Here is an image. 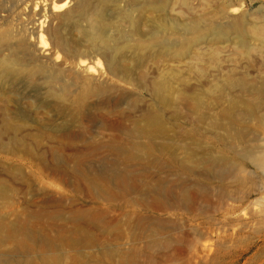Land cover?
<instances>
[{"label": "bare ground", "instance_id": "bare-ground-1", "mask_svg": "<svg viewBox=\"0 0 264 264\" xmlns=\"http://www.w3.org/2000/svg\"><path fill=\"white\" fill-rule=\"evenodd\" d=\"M16 1L19 29L15 35L0 33V264H176L172 254H184L201 241L206 247L220 231L209 221L211 196L234 201L224 182L230 180L240 191L247 179L246 163L264 175V148L257 132L245 126H264V86L229 72L218 83L189 92L174 69L147 83L136 72L157 60L200 65L215 59L210 49L229 43L248 51L250 41L264 32L261 11L235 16L228 23L239 8L222 3L209 15L180 22L170 15L174 0H126L122 9L119 0H36L35 10L45 2L51 15L61 12L77 34L78 52L67 49L63 40L55 41L65 56L82 57L70 67L72 75L64 77L49 66L44 48L38 51L40 57L31 51L27 36L35 34L36 25L23 20L32 2ZM106 6L118 11L114 20L104 15ZM149 14L154 19H148ZM44 22L40 20L39 27ZM146 24L149 30L144 32ZM83 58H96L99 66L102 61L109 77L145 92L150 103L137 116L136 103L124 93L111 107L89 105L90 98L107 89L95 83V76L103 75ZM18 83L25 89L16 88ZM48 114L51 117L44 120ZM58 117L64 122L57 123ZM75 128L96 134L76 135ZM202 130L215 143L206 145ZM97 159L106 164L105 170L93 168ZM54 163L71 167L63 175L66 186L93 193L109 206L72 209V203L66 218L55 213L62 209H50L53 200L48 194L36 199L48 189L37 187L38 179L60 174ZM212 183L218 184L215 190ZM15 194H27L31 201L19 204ZM135 207L139 209L133 211ZM128 209L132 213L125 212ZM224 220L236 230L250 227L246 220ZM86 225L97 228L99 244ZM93 243L97 252L90 254L85 249Z\"/></svg>", "mask_w": 264, "mask_h": 264}, {"label": "rangeland", "instance_id": "rangeland-1", "mask_svg": "<svg viewBox=\"0 0 264 264\" xmlns=\"http://www.w3.org/2000/svg\"><path fill=\"white\" fill-rule=\"evenodd\" d=\"M29 1L32 2L31 9L29 11L28 17H26L23 22L27 21L30 24L36 25V29L34 31L35 34H29L27 36L31 51L39 56L38 51L44 48L43 51L49 52L47 57L51 59L49 66L54 67V69L56 70H60L64 77L65 75H72L70 67L75 66L77 64V61L82 59V57H80L78 53H75L73 57L65 56L64 51L61 48L59 49L55 41L59 39L63 40L67 49L77 50L78 52V50H80L81 48L80 43H77L75 39L77 38V34L72 32L73 30L68 26L65 20L61 19V12L53 13V15H51L50 6L48 4H45V2L39 5L38 9L35 10L34 2H36V0ZM126 2V0H119V7L122 9L125 6ZM222 3H225L226 5L232 3L233 7L236 6L239 8V12L230 17L228 23H230V21L231 23H233V19L235 18V16L238 17L241 14L251 15L255 14L258 11H261L260 15L264 19V0H174L171 6L172 8L170 15L180 20V22H190L192 20L202 18L206 14H211ZM18 7L19 4H17L16 0H0V18L2 16H4L5 18L4 21H0V33L1 31L7 30L10 34L15 35L13 31H15L17 27L19 29V25L16 21H14V11ZM103 13L106 17H108V19L111 20H114L118 16V11L109 6L104 7ZM154 17V14L148 15V19H154ZM43 19H45L44 23L46 24L43 27H39L38 22ZM81 21L83 22V18H80V23ZM148 30V24L142 27V31L147 32ZM39 32H41L40 35ZM105 32L108 33L107 31ZM249 33L252 34L253 31L249 30ZM263 38L264 32L262 33V35H259L258 37L250 41L251 48L248 51L240 49L236 43H229L223 48L214 46L212 50L210 49L209 51H213L216 53L215 59L210 61L206 60L204 61V63H200V65L188 61H182L174 64L165 63L162 60H157L155 62L150 61L140 70H137L136 77L142 80L144 78V80H146L145 82L147 83L152 78L158 76L160 73L165 72L166 69H174L175 71L180 73V84L183 86L184 90L193 92L201 86L214 85L218 83L229 72H232L233 75L237 78L245 77L252 81L261 82L264 86V45L262 44ZM200 47L201 51L205 50L204 46ZM216 50L218 53L216 52ZM83 59L87 60L89 58ZM99 60L101 59L99 58ZM95 61L96 58H91L88 60V63L90 64V66L92 65V68H95H93V70L96 74H98L99 76L105 75L104 77L101 76L100 78L95 76V78L100 80H96L95 83H103V85L106 86L107 90L105 93L97 97L95 96L90 98L88 100V104H101L103 107H111L114 105V102L117 101L120 94L124 93L132 97L131 99L136 103L137 108L139 109L135 112V115H139V111L150 103V97L145 92L136 87L125 85L109 77L105 72V68L103 67L104 65H102L103 62L100 61L99 66L95 63ZM198 69L201 70V73H205H199ZM16 88L24 90L25 86L23 83H18L16 85ZM179 108L181 111H185V108L183 106H180ZM39 114L41 117L42 111H39ZM260 114L262 116L264 115V109L260 111ZM50 117L51 116H49L48 114L44 116V120H47ZM55 121L57 123H62L64 122V118L58 117L55 118ZM27 125L31 126L32 129H34L33 131L41 130V132L44 133V131H42V129L34 123H27ZM245 126H248L250 130H255V132H257L256 134L260 139L258 144H260L264 148V126H259L252 122H249ZM86 131L92 134H96V132H92L93 130H77L76 128L74 130V134L81 135L82 133H87ZM201 132L204 133L203 130ZM203 135L205 137L204 141L206 145L215 143L214 137L212 135L206 133H204ZM102 153L103 152H98V154ZM105 162L108 163V161ZM91 165L93 166V163H91ZM96 165L97 167H93L94 169L100 168L101 170H105L106 168V164L103 161L99 162L98 160V162H96ZM52 167L56 172H59L60 174L56 177L44 176L43 178H39L40 180L38 179L36 183L37 187L48 186V189L46 188L47 190L44 191L43 194L38 195V198L36 199H43L48 194L51 197V200H53L52 204H50L52 205V207L49 206L52 211L62 209L61 211H57L55 213L69 218L70 215L66 211L70 210V205L72 203V209L80 207L82 205L90 206L91 204H99L103 205L104 207L109 206V204L102 203L99 197L95 196L93 193L89 194L87 192H78L74 189V187L71 188L66 186L67 177L63 175L68 174L69 171H71V167H69L65 163H54ZM246 168L247 170L245 173H243V178L246 177L247 179H244L245 184H242L240 191L239 189H236V185L230 180H226L224 182L225 188L230 193H232L234 201L219 200L215 196H211L210 198L209 206L211 205L210 214L212 218L209 219V221L213 223V227L215 229H220V231H218V235H216L217 232H214V235L212 234V238H210L211 240L205 243L206 247H203L204 241H201V244H196L195 247H192L193 249L190 248L184 254H172L174 255L173 262L176 260V264H184L185 262H189L191 260V264H264V175L260 174L248 163H246ZM211 187L213 190H215L218 187V184L212 183ZM14 197L17 199V202L19 204L22 203L23 199L31 201V196L27 194H15ZM64 203H67L68 206L66 204L64 205ZM199 205L202 206L203 203L199 201ZM134 209L135 210L133 211H136L139 208L135 207ZM212 210L214 211V213ZM127 211L128 213H130L132 210H125V212ZM117 213L119 212H115V214L113 215H116ZM93 215H91L92 219L95 218L96 214ZM184 215L186 217H189L187 216V214ZM73 216L75 217V219H77L79 215L75 214ZM224 217L229 221H233L235 219L246 220L250 227H247L246 230H236V227H234L235 229L230 227V222H226L225 220L223 221ZM79 219L80 221L76 222H79L78 224L83 221V219ZM56 221L61 222L60 220H58V218H56ZM217 225L219 226L216 227ZM224 226H227V228H225ZM86 227L87 230L92 234V238H94L96 243L98 242L99 244V241L101 242L102 236L98 232L97 228L87 225ZM231 229H234V231H232ZM238 230H240V232ZM75 235L76 234H74L73 236ZM95 244L93 243L90 246V249H85L86 252L90 254L96 253L97 248L94 246ZM40 247L41 246H38L37 249H39ZM190 257H192L193 259Z\"/></svg>", "mask_w": 264, "mask_h": 264}]
</instances>
